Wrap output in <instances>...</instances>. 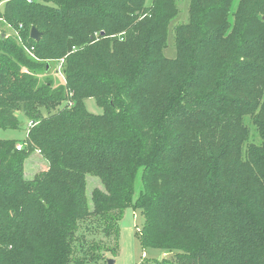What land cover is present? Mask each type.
Returning a JSON list of instances; mask_svg holds the SVG:
<instances>
[{"label":"trees","instance_id":"obj_1","mask_svg":"<svg viewBox=\"0 0 264 264\" xmlns=\"http://www.w3.org/2000/svg\"><path fill=\"white\" fill-rule=\"evenodd\" d=\"M2 3L0 129L34 125L0 140V264H84L127 209L170 256L137 264H264V0H189L172 59L177 0ZM60 60L63 84L40 83Z\"/></svg>","mask_w":264,"mask_h":264},{"label":"rangeland","instance_id":"obj_2","mask_svg":"<svg viewBox=\"0 0 264 264\" xmlns=\"http://www.w3.org/2000/svg\"><path fill=\"white\" fill-rule=\"evenodd\" d=\"M4 0H0V12L3 8ZM151 0H146V3L149 4ZM188 3L189 0H177V5L179 9V13L177 17L171 22L168 32V41L167 47L164 51V55L167 58L175 57V46H174V27L187 22L188 19ZM3 28V29H1ZM0 28V30H5L8 33H11L10 29H7L4 25ZM60 62V61H59ZM54 63L53 69L49 70L48 75L39 76L38 81L41 83L45 81V78L50 79L53 84L57 87L63 84V78L61 77V70L59 68L60 63ZM85 107L88 112L92 114H101L102 110L94 100L89 99L85 102ZM45 113V112H44ZM46 115V114H45ZM20 121V129L19 130H3L0 129V140H23L27 135L28 119L24 116H18ZM46 169V163L42 159V157L34 153L28 157L25 162L24 175L26 179H32L38 173L44 171ZM88 179V180H87ZM87 190L86 195L88 199L90 198L91 191L94 188H101V184L98 178L87 176ZM141 187V180L139 172L135 178L134 185V194L133 199H135L138 195V191ZM143 224V218L140 215L138 210L127 209L124 211L121 220H120V235L118 240L117 248H114V244H109L104 236H101L100 233L96 234L92 240H94L96 246L99 248L94 251V253H85L86 259H83L80 256V251H76V257L80 258L84 264H108V261H113L114 264H137L144 259H163L169 256V254H162V252L158 249H146L143 250L139 244L138 239L136 238V232L141 229ZM102 243V244H101ZM113 246V247H112ZM77 249L79 246L76 245ZM109 248V252L105 254H101V251ZM80 250V249H79ZM108 250V249H107ZM84 254V250L82 252ZM89 254H91L89 256ZM104 255V257H103ZM170 257V256H169ZM72 264V263H70Z\"/></svg>","mask_w":264,"mask_h":264},{"label":"water","instance_id":"obj_3","mask_svg":"<svg viewBox=\"0 0 264 264\" xmlns=\"http://www.w3.org/2000/svg\"><path fill=\"white\" fill-rule=\"evenodd\" d=\"M29 35H30V38L34 40L35 42L39 41V39L41 38V34L34 27L30 29ZM108 264H114V262L109 260Z\"/></svg>","mask_w":264,"mask_h":264},{"label":"built area","instance_id":"obj_4","mask_svg":"<svg viewBox=\"0 0 264 264\" xmlns=\"http://www.w3.org/2000/svg\"><path fill=\"white\" fill-rule=\"evenodd\" d=\"M24 50H26V52L27 53H29L30 54V52L27 50V49H24ZM31 55V54H30ZM32 56V55H31ZM60 64H59V68L61 69V64L63 63V60H60V62H59ZM34 124H32L31 122H29L28 123V126H29V128L30 127H32ZM22 149V146L21 145H16V150H21Z\"/></svg>","mask_w":264,"mask_h":264}]
</instances>
